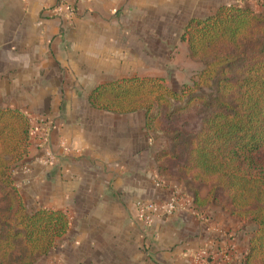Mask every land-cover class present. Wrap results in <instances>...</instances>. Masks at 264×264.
<instances>
[{"label":"crops","instance_id":"1","mask_svg":"<svg viewBox=\"0 0 264 264\" xmlns=\"http://www.w3.org/2000/svg\"><path fill=\"white\" fill-rule=\"evenodd\" d=\"M69 1L75 15L66 20L51 13L56 0H0V106L53 122L55 157L31 143L12 170L24 203L33 196L40 208L66 212L68 230L56 241L73 232L77 247L88 233V264H198L204 247L212 254L206 264H241L252 231L216 205L149 225L137 218V201L190 192L166 137L147 131L144 110L107 111L93 107L90 95L134 76L162 78L169 88L186 84L185 64H201L181 40L187 21L230 2L264 12V0ZM172 48L178 52L168 59Z\"/></svg>","mask_w":264,"mask_h":264},{"label":"trees","instance_id":"2","mask_svg":"<svg viewBox=\"0 0 264 264\" xmlns=\"http://www.w3.org/2000/svg\"><path fill=\"white\" fill-rule=\"evenodd\" d=\"M181 40L190 59L202 65L192 84L174 89L157 77L111 80L92 91L91 105L118 113L144 110L147 131L169 138L174 159L181 132L166 121L201 109L179 166L191 208L217 204L253 223L242 264H264V12L247 3L222 4L191 17ZM32 128L21 108L0 106V264H38L69 226L61 209H28L12 177ZM201 184L210 186L204 196Z\"/></svg>","mask_w":264,"mask_h":264},{"label":"rangeland","instance_id":"3","mask_svg":"<svg viewBox=\"0 0 264 264\" xmlns=\"http://www.w3.org/2000/svg\"><path fill=\"white\" fill-rule=\"evenodd\" d=\"M205 10H206L205 13H207V5H206ZM171 52H172L173 57H174V55L178 51H176V50H174V48H172V50L170 51V53L168 55V59L170 57H172ZM194 62H196V61H194ZM185 66L188 68L187 74L189 77L186 85L192 84V80L195 79L196 74L199 71L200 67H202V65L201 64L199 65L197 63L196 64H191V63L188 64L187 63V64H185ZM181 86L182 85H180V84H177V85L175 84L174 89H179ZM202 115H203V113H202L201 109L195 108V109H192L191 112H189L187 114H183L179 118L174 119V121L172 123L171 122L167 123V121H166V124H168V126H169L168 128L171 127L172 129H178L181 132V134L178 138V142H179L178 147H177L178 157L172 161V165L175 166V168L178 167V165L180 166V164L183 162V160L185 158V149L183 147V142H186L188 139V136L192 135L198 129ZM34 116H36V115H34ZM49 123L53 126V124H52L53 122H51L49 120ZM163 137H166V136H163ZM60 141L61 140H59V144H60ZM165 141H167L166 142L167 146L170 148L171 142H170L169 138L166 137ZM31 143H33V145L36 148H39L36 141L32 140L30 142V144ZM30 144L27 147V153L29 151ZM27 153H26V155H27ZM16 167L17 166H15L14 169ZM181 176H182L181 180L185 181V177L183 176V174ZM197 187H198L201 194H203V193L206 194L210 188V186L208 184H201V185H198ZM24 199H25V204H26L28 209L40 208L36 204V199L33 196L26 197ZM1 206H2V202L0 200V207ZM216 206L220 207L217 204H216ZM240 223H241V227L243 228L244 231L250 232L253 230V223L246 221V220H240ZM78 236H79V234L75 235L72 232L69 235H66L63 239L62 238L59 239L58 241L55 242L53 247L50 249V251L46 255L38 258L37 263L38 264H88V242H86L88 239V233H85V234L83 233L80 235V239L86 238V240L81 241L80 246L78 244L76 247L74 240Z\"/></svg>","mask_w":264,"mask_h":264},{"label":"built area","instance_id":"4","mask_svg":"<svg viewBox=\"0 0 264 264\" xmlns=\"http://www.w3.org/2000/svg\"><path fill=\"white\" fill-rule=\"evenodd\" d=\"M50 11L57 17L70 20L75 15V6L69 0H56V4L50 9ZM29 121L33 124L31 141L35 140L38 147L41 148L48 157H55V153L49 147L50 134L52 131V125L49 123V120L42 115H29ZM60 147L63 152L68 153L70 151V144L66 140L61 139ZM155 185L160 187L163 183L157 181ZM135 206L137 218L143 222L144 225H149L154 218L167 219L169 216L182 209H191V198H183L182 192L173 190L165 200H140L136 202ZM225 244V249L229 250L233 248V245L229 240H227ZM211 255V251L208 248H200L195 254V261L198 264H206ZM244 255L245 254L240 258L241 264ZM226 256L227 253L225 257ZM223 264L227 263L223 262Z\"/></svg>","mask_w":264,"mask_h":264}]
</instances>
